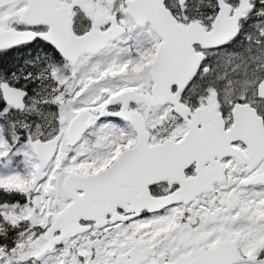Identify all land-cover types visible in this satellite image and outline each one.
Here are the masks:
<instances>
[{"label": "snow or ice", "instance_id": "snow-or-ice-1", "mask_svg": "<svg viewBox=\"0 0 264 264\" xmlns=\"http://www.w3.org/2000/svg\"><path fill=\"white\" fill-rule=\"evenodd\" d=\"M0 264H264V0H0Z\"/></svg>", "mask_w": 264, "mask_h": 264}]
</instances>
